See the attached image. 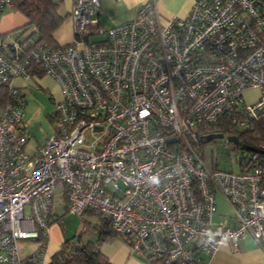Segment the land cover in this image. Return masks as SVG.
Instances as JSON below:
<instances>
[{"label": "built area", "instance_id": "1", "mask_svg": "<svg viewBox=\"0 0 264 264\" xmlns=\"http://www.w3.org/2000/svg\"><path fill=\"white\" fill-rule=\"evenodd\" d=\"M11 7L0 0V16ZM100 7L72 0L74 36L59 46L0 33V264H44L55 201L108 217L133 252L165 262L208 264L220 240L235 248L246 235L264 251L262 147L222 133L230 166L221 169L201 141L224 117L238 131L264 124V0H195L168 23L148 0L109 27ZM38 72L60 96L51 132L30 147L21 89ZM249 90L259 95L247 102ZM217 193L231 214L216 217ZM38 238L23 255L19 241Z\"/></svg>", "mask_w": 264, "mask_h": 264}, {"label": "crops", "instance_id": "2", "mask_svg": "<svg viewBox=\"0 0 264 264\" xmlns=\"http://www.w3.org/2000/svg\"><path fill=\"white\" fill-rule=\"evenodd\" d=\"M148 0H100V13L98 21L100 26L109 27L126 20L132 19L139 5ZM154 2L155 14L161 23H168L172 18L185 17L195 0H152ZM72 0H62L60 12L64 15L65 21H68L69 9ZM12 9V8H9ZM14 10V9H12ZM67 19V20H66ZM24 15L17 11H5L0 16V33L10 31L25 22ZM56 40L58 41L57 34ZM66 39L62 42H69ZM60 42V41H58ZM18 85H23L19 80H15ZM62 206L55 201V207ZM56 209V208H55ZM64 208H62L63 210ZM65 210V209H64ZM57 214V212H56ZM62 214L57 216H61ZM218 218L223 217L217 214ZM94 239L96 240L98 231L95 228ZM84 236L92 237L91 233ZM64 241V235L59 224L54 221L49 226V233L45 248L44 264L49 262L50 256L57 251ZM234 248L227 240H220L217 250L208 259V264H264V251L261 250L255 239L246 235L237 241ZM100 251L113 264H149L146 256L141 253H135L130 249V245L119 235H111L101 242Z\"/></svg>", "mask_w": 264, "mask_h": 264}, {"label": "trees", "instance_id": "3", "mask_svg": "<svg viewBox=\"0 0 264 264\" xmlns=\"http://www.w3.org/2000/svg\"><path fill=\"white\" fill-rule=\"evenodd\" d=\"M12 9L21 12L25 17V22L14 29H22V34L28 37L33 42H45L52 46L62 45L56 40V30L64 21L66 15L60 12V4L62 0H11ZM13 30V29H12ZM71 42V41H70ZM69 43V42H67ZM66 44V43H64ZM43 72H38V77L42 76ZM209 130L213 133H234L239 139V146L248 145L255 148H261V155L264 156V124L258 123L255 130L238 131L234 128L227 118H222L208 125ZM202 142L205 140H201ZM214 142V140H211ZM208 142V141H207ZM251 150V149H249ZM216 168L221 167L220 164L212 163ZM85 213L95 217V220L90 223L97 229L98 234L96 240H88L83 242L81 237L75 239H64L61 247L55 251L49 258L47 264H113L100 251L99 245L102 241L111 235H119L130 245L131 239L123 234L115 233L110 226L108 217L97 213L86 211ZM217 214V213H216ZM217 216V215H216ZM55 220L50 222V225ZM38 242L43 238H38ZM146 256V255H144ZM149 264H179L177 261L165 262L161 258L146 256Z\"/></svg>", "mask_w": 264, "mask_h": 264}, {"label": "rangeland", "instance_id": "4", "mask_svg": "<svg viewBox=\"0 0 264 264\" xmlns=\"http://www.w3.org/2000/svg\"><path fill=\"white\" fill-rule=\"evenodd\" d=\"M7 11H14L12 9H7ZM4 11V12H5ZM67 20V19H66ZM69 22L65 20L60 24L56 30L59 43L66 39H73V23L70 19ZM70 40V41H71ZM69 41V42H70ZM20 81V80H19ZM24 87L21 91L24 93L26 98V106L24 107L25 116L31 125V144L30 147H34L37 144H42L45 142L46 136L52 130V121L50 116L55 110L54 100L59 97V86L55 80L43 74L40 76L39 82L33 80L27 81L24 83ZM259 93L255 91H246L245 100L250 102L257 97ZM213 141H208L203 145V152L205 156L208 157L210 164L214 160L220 164L221 167L230 166L229 156L225 148H223L222 140L219 138L212 139ZM232 155H235L236 158L241 157L240 150L231 151ZM235 171H239L237 159L233 163ZM216 206L217 214L225 216L231 214V207L226 202V199L221 193L216 194ZM56 212L60 218L56 221L62 229L64 239L72 238L75 239L78 236L81 237L83 242L94 239L95 228L92 223L95 220V217L90 214L83 213V215H73L66 212L60 206L55 207ZM216 214V215H217ZM88 220V221H85ZM88 233L92 234V237L84 236ZM40 242L36 240L26 239L19 241V247L23 255L31 254L35 252Z\"/></svg>", "mask_w": 264, "mask_h": 264}, {"label": "water", "instance_id": "5", "mask_svg": "<svg viewBox=\"0 0 264 264\" xmlns=\"http://www.w3.org/2000/svg\"><path fill=\"white\" fill-rule=\"evenodd\" d=\"M223 137V134L222 133H210V134H207L206 136H204V140L207 142V141H210L212 139H216V138H222ZM228 140H230L231 142L237 144L238 143V138L236 136H228ZM242 148L243 149H251V150H255L257 151L258 149L255 148V147H252V146H248V145H242Z\"/></svg>", "mask_w": 264, "mask_h": 264}, {"label": "clouds", "instance_id": "6", "mask_svg": "<svg viewBox=\"0 0 264 264\" xmlns=\"http://www.w3.org/2000/svg\"><path fill=\"white\" fill-rule=\"evenodd\" d=\"M154 182H155V183H158V181H157V180H155V179H154Z\"/></svg>", "mask_w": 264, "mask_h": 264}]
</instances>
